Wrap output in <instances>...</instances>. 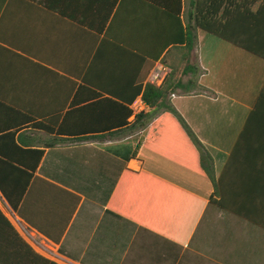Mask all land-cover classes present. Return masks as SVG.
I'll use <instances>...</instances> for the list:
<instances>
[{"label":"crops","instance_id":"obj_1","mask_svg":"<svg viewBox=\"0 0 264 264\" xmlns=\"http://www.w3.org/2000/svg\"><path fill=\"white\" fill-rule=\"evenodd\" d=\"M190 1L178 22L149 0H118L97 32L33 0H0V159L31 164L23 143L43 149L15 213L58 264H264V58L248 52L228 96L203 82L210 73L194 50L204 31L187 55L180 39ZM261 46L264 54V36ZM174 66L182 82L198 83L170 101L213 159L214 202L184 135L127 158L122 144L135 147L146 128H95L109 104L89 107L92 91L138 93L131 108L145 110L152 72L161 67L164 78Z\"/></svg>","mask_w":264,"mask_h":264},{"label":"trees","instance_id":"obj_2","mask_svg":"<svg viewBox=\"0 0 264 264\" xmlns=\"http://www.w3.org/2000/svg\"><path fill=\"white\" fill-rule=\"evenodd\" d=\"M50 11L67 17L89 29L101 32L108 21L118 0H33ZM152 5L176 21H180L183 13V0H149ZM186 15L182 16L183 25L181 32L182 49L185 55L194 48L197 40V30L200 29L221 40H224L237 48L250 52L260 58H264L261 40L264 36V0H191ZM195 66L188 65L185 71L194 70ZM176 66L170 69L162 82L157 85L147 82L140 98L146 109L135 112L131 104L138 95L132 99H126L120 95H106L101 97L97 91L89 94V107H99L109 104L107 115L108 122L99 128H111L120 123L127 130L145 129L144 136L135 147L129 143L122 144L129 152L127 158L136 154V151L144 144L147 148L154 147L159 139L167 135L180 133L185 136L197 153L198 165L202 173L210 180L213 190L210 200L219 193L218 181L215 178L214 163L210 153L204 148L195 133L187 124L182 115L176 110L170 101L171 94L177 89L189 92L197 88L195 79L182 82L175 76ZM133 117L132 120H129ZM117 119H120L117 121ZM40 130L47 134L60 136L61 129H54L45 124H38ZM106 130V129H102ZM109 130V129H108ZM60 139L53 137L40 145L51 147ZM166 143V142H165ZM30 146L24 151L35 153L32 163L0 159V193L9 206L16 212L30 178L43 154V149H37L31 142L23 143ZM22 174H16L17 172ZM0 264H58L37 253L16 231L7 216L0 209Z\"/></svg>","mask_w":264,"mask_h":264},{"label":"rangeland","instance_id":"obj_3","mask_svg":"<svg viewBox=\"0 0 264 264\" xmlns=\"http://www.w3.org/2000/svg\"><path fill=\"white\" fill-rule=\"evenodd\" d=\"M199 35L194 50L195 56L204 68L202 73H210L203 78V82L213 83L219 91L228 96L230 81L243 82L241 73H246V59L250 58L251 54L206 32H200ZM219 73H223L224 76L220 77ZM229 73H240V76L230 77ZM226 96L222 97L227 99ZM222 97L219 100H222ZM213 108L212 106V110Z\"/></svg>","mask_w":264,"mask_h":264},{"label":"built area","instance_id":"obj_4","mask_svg":"<svg viewBox=\"0 0 264 264\" xmlns=\"http://www.w3.org/2000/svg\"><path fill=\"white\" fill-rule=\"evenodd\" d=\"M163 68H159L157 71L152 72L151 81L156 84H160L163 80L162 73ZM134 111L139 112L142 110L138 105L133 107ZM0 207L4 211L5 215L20 234V236L33 248H35L41 255L50 259L56 260L57 254L56 251L51 248L49 245L44 243L42 240L38 239L30 229L15 213V211L9 206L5 198L0 193ZM33 248V249H34Z\"/></svg>","mask_w":264,"mask_h":264}]
</instances>
